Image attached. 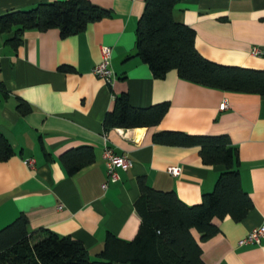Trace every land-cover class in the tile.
I'll return each instance as SVG.
<instances>
[{
	"label": "crops",
	"instance_id": "1",
	"mask_svg": "<svg viewBox=\"0 0 264 264\" xmlns=\"http://www.w3.org/2000/svg\"><path fill=\"white\" fill-rule=\"evenodd\" d=\"M41 1L51 0H0V14ZM92 1L114 15L65 37L57 27L28 29L23 43L14 47L9 42L13 31L0 34V131L15 154L0 162V229L24 213L31 230L43 227L74 237L91 255L103 247L107 234L132 240L140 226L134 207L139 178L196 204L224 168L205 165L197 145H166L155 142L153 134L169 129L225 133L239 148L241 183L253 208L241 221L214 217L219 232L199 241L201 256L206 264H264V237L259 245L237 243L264 224V95L192 83L172 69L154 76L147 62L134 56L145 0ZM173 15L195 29V46L203 57L264 70V54L251 53L255 46L264 50V0H179ZM103 45L113 51L111 84L92 72ZM66 64L71 69L59 70ZM121 92L138 108L169 102L168 112L155 126L105 131L103 118ZM19 98L30 104L24 115L16 110ZM223 101L226 109L219 108ZM82 145L92 147L94 160L69 174L60 155ZM106 145L127 155L132 165L120 168V179L103 189ZM28 158L34 159L32 167L24 163ZM171 165L181 167L179 176L167 172Z\"/></svg>",
	"mask_w": 264,
	"mask_h": 264
},
{
	"label": "trees",
	"instance_id": "2",
	"mask_svg": "<svg viewBox=\"0 0 264 264\" xmlns=\"http://www.w3.org/2000/svg\"><path fill=\"white\" fill-rule=\"evenodd\" d=\"M179 0H145L143 12L135 28L134 56L147 62L154 76L163 77L176 70L179 78L223 91L264 95V70L224 65L203 57L195 46V29L173 13ZM114 15L92 0H51L39 2L23 10L13 9L0 14V34L14 32L11 45L23 43L28 29L50 30L57 27L60 36L84 31L89 22ZM71 69L69 65L59 70ZM111 110L106 111L103 126L131 128L155 126L168 112L169 102H158L143 108L131 104L127 93L114 97ZM30 104L21 98L16 110L22 115ZM229 135L189 134L173 129L157 131L155 142L174 146H199L205 165L224 168L215 187L202 194L196 204L184 203L175 190L150 187L144 178L138 179L140 194L134 207L139 213V228L132 240L107 234L103 247L91 257L83 242L70 236L58 235L49 228H29V219L21 213L0 229V264H206L202 259L200 240L219 232L213 218L228 215L241 221L253 208L252 196L243 189L239 171L238 146ZM11 142L0 131V162L13 157ZM92 147L70 148L60 155L67 172L75 173L94 160ZM196 231L200 238L194 236Z\"/></svg>",
	"mask_w": 264,
	"mask_h": 264
},
{
	"label": "built area",
	"instance_id": "3",
	"mask_svg": "<svg viewBox=\"0 0 264 264\" xmlns=\"http://www.w3.org/2000/svg\"><path fill=\"white\" fill-rule=\"evenodd\" d=\"M102 53H101V59L98 62V64H95L92 67V72L95 73L97 76L103 78V80H106L111 84V82L116 78V75L111 67V53L113 52L112 49L108 45H103L101 47ZM251 53L253 55H259L262 56L264 54V50L260 48V46H255V48L252 49ZM219 108L226 109L227 103L221 102L219 104ZM104 163L106 164V181L101 185L103 189L107 188L109 182H116L118 179H120V176L118 174V170L125 169L127 170L129 166L132 165L131 159L124 155V153H116L111 146L106 145L104 147V154H103ZM24 163L27 166L32 167L34 163V159H24ZM167 172L169 174H174L176 176H179L181 173V167L171 165L167 168ZM264 237V224L259 225L257 227L251 228L248 232V235L245 238H240L238 240L239 245H246L250 243H254L259 245L261 243L262 238Z\"/></svg>",
	"mask_w": 264,
	"mask_h": 264
},
{
	"label": "rangeland",
	"instance_id": "4",
	"mask_svg": "<svg viewBox=\"0 0 264 264\" xmlns=\"http://www.w3.org/2000/svg\"><path fill=\"white\" fill-rule=\"evenodd\" d=\"M91 257L93 258V257H94V255H91Z\"/></svg>",
	"mask_w": 264,
	"mask_h": 264
}]
</instances>
